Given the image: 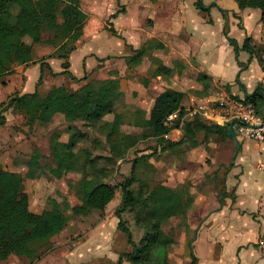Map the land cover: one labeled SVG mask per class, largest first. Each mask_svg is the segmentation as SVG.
<instances>
[{"label":"crops","instance_id":"0c3cea01","mask_svg":"<svg viewBox=\"0 0 264 264\" xmlns=\"http://www.w3.org/2000/svg\"><path fill=\"white\" fill-rule=\"evenodd\" d=\"M79 1L86 19L82 35L69 42L75 48L70 52L68 60L69 70L78 78L86 76L85 81L81 80L84 82L78 88L71 87L70 84L78 80H72L68 74L60 73L63 71L64 59L57 54L58 48L69 41V38L51 41L54 33L44 30L42 41L32 45L35 62L18 65L12 74L0 76V98L7 91H10L8 98L15 92L35 91L43 69L41 63L45 62L50 68L44 67V79L62 77L61 82L54 86L66 85L77 90L88 82L98 84L110 79L116 80L117 112L123 113L124 123L140 128L142 132L147 129L138 124V117L148 119L157 96L169 88L185 94L183 108L189 107L198 97L219 92L236 99H244L258 86H262L264 93L259 53L264 46V19L260 11L241 9L236 0ZM214 1L216 5L212 4ZM114 14L116 15L113 16ZM247 37H251L253 53L242 49ZM26 38L25 41L31 44L32 41H27ZM230 38L237 41L238 47L233 45ZM159 43L162 47L157 45ZM142 47H146L145 53L134 59L136 51ZM161 64L172 69L170 76L154 75L155 69ZM50 69L58 74H51ZM199 75H207L209 79L201 80ZM49 90L41 94L44 95ZM7 99L0 102H6ZM59 116L64 118L59 127L63 131L55 130L50 140L57 136L60 141L68 142L69 123L64 114L57 113L50 122L43 125L51 124ZM75 125L87 133L88 128H91L90 123L83 121H77ZM86 125L88 128H83ZM66 133L65 138L63 135ZM184 135V127L179 126L173 128L165 137L176 142L182 140ZM87 138H82L80 145ZM219 141L224 140L212 137L208 142L204 141L190 148L187 147V142L165 149L158 144V150L160 148L159 152L162 149L169 151L170 157L165 161L173 166V176L180 175L183 179L179 182H184L195 176L189 172L194 161L192 154L200 150L205 153L211 144ZM140 142L141 138L138 143ZM254 143L264 144V141ZM148 152L141 150L139 154ZM232 159L234 154L231 165L222 177V195L215 188L201 191L195 197L193 209L187 213L186 225L180 224L178 216H173L164 223V230L175 238V243L169 247L172 264H191L189 245L197 258V264H264V192L259 194V189H247L245 183H242L244 171L240 169L243 157L236 158L233 162ZM149 161L156 168L157 181L170 187L179 184L176 182L173 186L171 180H165L167 163H156L154 156ZM93 211L105 210L91 212ZM86 214L73 213L75 217ZM169 222L173 226L167 231L165 227ZM68 224L69 221L65 228H68ZM102 224H105L104 220L100 222V227ZM64 229L53 237L62 236ZM53 237L49 239L48 245ZM101 240L105 245L94 247L93 253L105 257L109 250L106 244L113 242V236L106 233ZM42 251L43 249L37 252L33 260L12 254L1 262L39 264L44 258L52 257L51 260L58 263L57 256L42 254ZM121 253H118V258ZM50 261L46 260L45 264H50Z\"/></svg>","mask_w":264,"mask_h":264},{"label":"trees","instance_id":"16d2710c","mask_svg":"<svg viewBox=\"0 0 264 264\" xmlns=\"http://www.w3.org/2000/svg\"><path fill=\"white\" fill-rule=\"evenodd\" d=\"M236 1L241 9L260 11L264 19V0ZM85 19L86 14L80 8L79 0H0V76L12 74L18 65L35 62L32 45L41 42L42 32L49 30L54 33L51 41L69 38L57 50L58 56L64 59L63 71L60 73L68 74L72 80L86 79V76L78 78L69 70L68 60L70 52L75 48L69 42L82 35ZM110 30L117 33L113 28ZM25 37H30L32 43H27ZM230 41L238 47L235 39L230 38ZM157 45L162 47L160 43ZM242 49L253 53L251 37L245 39ZM145 51L146 47L138 49L134 59H138ZM41 65L43 69L37 87L43 82L44 67L50 68L48 63L42 62ZM154 72L155 76H170L172 69L161 64ZM51 74L58 73L51 70ZM199 79L207 80L209 77L199 75ZM117 90V81L110 79L98 84L88 82L77 90L66 85L54 86L44 95L38 88L33 92H15L6 102H0V126L6 123L4 113L11 108L25 114L30 127L35 123L50 122L57 113L64 114L69 123L70 138L68 142H62L57 136L52 137L50 151L55 166L51 168V174L62 178L71 171L82 169L79 166L82 160H87L85 162L90 166L89 171L88 168L82 170L83 175L77 182L76 196L80 202L72 207L73 213L78 215L92 210L103 211L120 190L121 201L115 209L117 228L126 235L131 249L122 252L116 264H123L124 261L130 264H172L169 247L175 243V238L164 230L163 225L173 216L180 217L181 225L187 224L186 216L193 209L196 197L191 185L183 183L170 187L155 179L156 168L149 160L156 153L157 146L148 153L139 154V150L132 161L130 174L119 184H115L106 178L111 174L108 166L110 163L97 165V160L102 159L101 155H93L90 149L80 145V140L87 138L88 133L75 125L77 121L91 125L102 121V126L110 129L104 133L110 144V152L109 155H104L107 157L102 161H106L108 157L115 161L114 155L117 159H122L120 155L135 147L139 139L146 136L126 135L119 129L124 118L123 113L117 112L118 108L115 107ZM184 95L181 91L166 89L157 96L150 117L144 119L139 116L138 124L145 126L148 135L156 138L164 149L180 146L184 142H187L189 148L195 147L204 141L208 142L212 137L227 140L229 124L208 122L200 116H195L184 124L185 135L182 140L173 142L165 137L173 128L179 127L178 122L169 125L165 120L168 114L177 109L184 113ZM245 99L253 101L257 109L264 112L262 86H258ZM108 114L114 115L111 124L104 121ZM41 158V152L35 151L27 162L28 169L25 172L0 170V262L7 260L12 254L33 260L36 253L43 249L40 246L47 244L51 237L60 233L67 225L68 218L62 203L52 200L50 208L37 213L31 210L29 194L23 190L25 180L37 176ZM140 166L153 171L152 181L140 176ZM127 211L135 214L136 223L144 231L140 242L135 241L128 221L123 217ZM189 246L191 264H197V258L191 245Z\"/></svg>","mask_w":264,"mask_h":264},{"label":"rangeland","instance_id":"374dc122","mask_svg":"<svg viewBox=\"0 0 264 264\" xmlns=\"http://www.w3.org/2000/svg\"><path fill=\"white\" fill-rule=\"evenodd\" d=\"M26 39L27 41L31 40L29 37ZM263 51L264 46L261 47L259 53L261 54ZM61 80L62 77L43 79L42 84L38 85L37 88L40 90V93H45L51 86L61 82ZM84 81H76L70 85H72V88H78ZM9 92H5L0 100L7 99ZM4 114L6 116V123L0 126V169L25 172L28 169L27 162L29 158L35 151H40L42 154L41 167L38 169L37 176L34 179H26L23 184V190L30 197V207L33 211L41 212L46 208H50L51 201L56 200L65 207V214L69 221L68 228H65L67 230L64 229L62 236H55L49 245L47 243L43 246L41 245L42 247L40 246L41 249L43 248L42 254H54L59 259L58 263L51 260L53 259L52 257H47V259L44 258L39 264H45L46 260H51L50 264H114L118 258V253L131 249L127 243L126 235L117 229L116 226L118 218L115 215V209L120 203V190L104 212L93 211L81 217H75L73 215L72 205L80 202L76 196L77 182L83 175L82 170L88 168L87 170L89 171L90 166L88 167L85 162L87 160H82L79 164V166L83 167L82 169L78 168L77 171H71L62 178H56L51 174V168L55 166V162L51 156L50 147L52 140L50 138L55 130H59L60 125L64 122V118L59 116L51 124L43 125L35 123L30 127L26 122L25 114L20 111L11 108ZM113 120V114H108L104 118V121L109 122V124ZM101 122L93 123L91 128H88L87 125L83 126V128H88L89 133L87 135L88 138L82 140L81 146L90 149L93 155H101L100 157L102 159L97 160V165H106V162L110 163L108 166L111 169V174L110 177L106 178L116 184L122 181L125 176L129 175L132 161L136 154L138 155L137 152L139 150L153 151L156 146L158 147V142L156 138L148 135V130L141 132L140 128L132 127L130 124L124 123L119 125V129L124 134L130 136H141L145 134L146 136L141 137L142 142L137 143L128 152L120 155L122 159H117L114 155L113 159L115 161L111 159L112 157H108V159H105L106 161H102L104 157H107L104 155H109L110 152V144L106 141L104 134L105 132H109L110 129L108 130L106 126L103 127ZM59 131H63V129ZM114 135L117 137L118 134ZM199 136L202 137V134ZM63 137L66 138L67 133ZM239 144L240 147L232 162L236 158L243 157L242 166L240 167L244 171L242 183H245L247 189H259L258 193L262 194L264 192V144L247 140L243 141L241 139H239ZM211 145L210 149L205 151V153L202 152L203 150L195 153L191 152V154L193 153L192 157L194 161L189 172L195 176L190 180L184 176L185 179L187 178L185 180L186 182H179L180 179H183L180 175L173 176L174 174L171 169L173 166L170 163L169 165L167 163L168 161H165L170 157L169 151H164L163 148L159 152L160 148L159 150L156 148L154 159L160 165L163 163L168 164L164 176L167 182L172 181L173 186L176 182H179L178 185L189 183L192 191L196 195L201 191L212 188L219 190L222 195L224 188V178L222 177L224 171L231 165V157L237 146L232 138ZM120 149L122 148L120 147ZM216 171H219V174H216ZM208 172L210 174H207ZM138 173L146 180L152 181L153 171L149 168L143 169L140 166L138 167ZM136 185L138 186L139 184ZM136 191L138 192V188H136ZM123 217L128 221L135 241L140 242L144 231L136 223L135 214L127 211L123 214ZM103 220L106 225L102 224L100 227V222ZM171 226H173V223L169 222L165 227L166 230L170 231ZM106 233L113 236V242L106 244L110 251L108 250L105 257L95 255L93 253L94 247H102L105 245L101 239ZM96 253L98 252L96 251ZM0 264H9V262H0ZM124 264L130 263L125 261Z\"/></svg>","mask_w":264,"mask_h":264},{"label":"built area","instance_id":"2783aa9c","mask_svg":"<svg viewBox=\"0 0 264 264\" xmlns=\"http://www.w3.org/2000/svg\"><path fill=\"white\" fill-rule=\"evenodd\" d=\"M264 86V51L260 55ZM177 109L166 117L169 125L184 124L195 116L208 122L233 124L236 136L241 140L264 141V112L257 109L255 103L248 99H236L224 92L209 94L193 100L189 107Z\"/></svg>","mask_w":264,"mask_h":264},{"label":"water","instance_id":"95a60500","mask_svg":"<svg viewBox=\"0 0 264 264\" xmlns=\"http://www.w3.org/2000/svg\"><path fill=\"white\" fill-rule=\"evenodd\" d=\"M212 4H213V5H216V2L214 1ZM224 11H225V10H224ZM228 135L234 139V141H235V143H236V146H237L236 149H235V152H234V157H235V155L237 154L238 149H239V147H240V144H239V139H238V137L236 136V133H235V130H234L233 124H230V126H229V133H228Z\"/></svg>","mask_w":264,"mask_h":264}]
</instances>
